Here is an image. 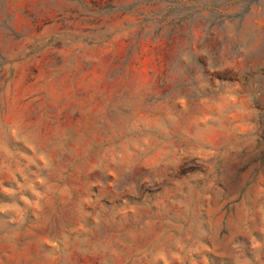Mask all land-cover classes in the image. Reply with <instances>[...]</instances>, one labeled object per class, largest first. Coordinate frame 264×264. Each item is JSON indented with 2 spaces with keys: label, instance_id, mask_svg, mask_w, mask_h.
I'll use <instances>...</instances> for the list:
<instances>
[{
  "label": "rangeland",
  "instance_id": "1",
  "mask_svg": "<svg viewBox=\"0 0 264 264\" xmlns=\"http://www.w3.org/2000/svg\"><path fill=\"white\" fill-rule=\"evenodd\" d=\"M0 264H264V0H0Z\"/></svg>",
  "mask_w": 264,
  "mask_h": 264
}]
</instances>
